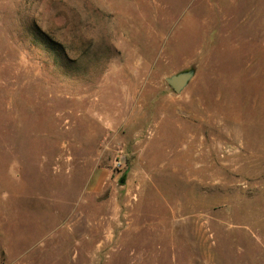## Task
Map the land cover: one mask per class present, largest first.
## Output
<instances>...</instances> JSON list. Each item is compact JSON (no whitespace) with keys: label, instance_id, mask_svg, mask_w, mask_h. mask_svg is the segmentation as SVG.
<instances>
[{"label":"rangeland","instance_id":"374dc122","mask_svg":"<svg viewBox=\"0 0 264 264\" xmlns=\"http://www.w3.org/2000/svg\"><path fill=\"white\" fill-rule=\"evenodd\" d=\"M45 236L25 264H264V0H0V245Z\"/></svg>","mask_w":264,"mask_h":264},{"label":"crops","instance_id":"0c3cea01","mask_svg":"<svg viewBox=\"0 0 264 264\" xmlns=\"http://www.w3.org/2000/svg\"><path fill=\"white\" fill-rule=\"evenodd\" d=\"M46 241H47V237L45 236L41 240H37V241L33 242V244H31V246L29 247V249L27 251H24V252L15 251L13 249L16 253L19 254V256L9 255V254H12L11 249L4 248L3 245H0V258H3L5 256V264H25L24 263L25 253H31L38 246L42 247V245H43L44 247H42V248H45Z\"/></svg>","mask_w":264,"mask_h":264},{"label":"water","instance_id":"95a60500","mask_svg":"<svg viewBox=\"0 0 264 264\" xmlns=\"http://www.w3.org/2000/svg\"><path fill=\"white\" fill-rule=\"evenodd\" d=\"M193 75H194L193 70L183 71L178 74L172 75L167 79V81L174 91L180 92L187 86L188 82L193 77ZM125 180H126V175H124L121 178L120 182L125 183Z\"/></svg>","mask_w":264,"mask_h":264}]
</instances>
